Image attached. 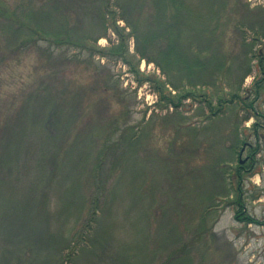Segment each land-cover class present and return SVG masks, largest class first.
<instances>
[{"label": "rangeland", "instance_id": "1", "mask_svg": "<svg viewBox=\"0 0 264 264\" xmlns=\"http://www.w3.org/2000/svg\"><path fill=\"white\" fill-rule=\"evenodd\" d=\"M235 1L247 4L251 22L264 17V0ZM60 2L67 0H0V264H64L60 252L75 231L84 237L64 251L74 250L71 264H123V253L135 264H264V119L245 120L240 104L206 119L202 102L234 93L252 99L255 61L245 78L233 67L238 59L218 87L192 88L177 108L165 107L156 86L166 77L139 59L120 12L108 13L92 36L101 9L61 14ZM235 6L220 29L223 48L237 53ZM135 15L145 24L147 7ZM37 24L50 33L31 38L27 28ZM50 35L68 43L51 44ZM254 122L262 126L258 143ZM256 147L242 201L261 225L235 219L233 196L217 176L218 163L230 172ZM94 200L96 220L85 231Z\"/></svg>", "mask_w": 264, "mask_h": 264}, {"label": "trees", "instance_id": "2", "mask_svg": "<svg viewBox=\"0 0 264 264\" xmlns=\"http://www.w3.org/2000/svg\"><path fill=\"white\" fill-rule=\"evenodd\" d=\"M106 2L107 4L103 6L102 0H67L66 3L60 2L55 11L59 10L61 14H65L67 9H71L73 12L81 15V9L85 6H87L88 12L91 8H100L101 17L97 12L94 17H97V25L100 24V26L93 23L98 32H93L92 36L101 32L99 28L102 27V19H105V22L108 21V13L114 14L115 11L120 12V20L126 22L131 34L137 41L136 52L139 55V59L155 63L166 77V82L156 86L159 100L163 104L166 103L165 107L172 106L177 108L183 99L193 94L194 90L192 88L200 86L205 88L218 87L221 81L225 80L226 75L229 74L232 62L238 59V63H235L236 65L233 67L242 76V79L245 78L250 74L251 61H255V68L259 77L247 89L252 99H249L247 96L240 97L237 93H234L227 100L217 96L216 105L211 102L210 98H204L202 102L205 103V109H208L206 119L209 116L210 118L218 116L227 104L234 106H239L240 104L241 109L250 115L246 116L245 120H248L250 117L254 119L262 117L264 119V114H261L260 108L258 109L259 105L261 107L260 100L264 98V44H262L264 42V17L261 18L258 15V20L251 22L248 17L249 10L247 4L236 1L231 2L236 5V13L240 12L241 15L235 21L234 26V32L239 38L237 45L239 50L237 53H234L226 51L223 48V41L221 40L224 33L221 31L220 26L226 15L227 8L231 5L229 0H139L137 5H132L135 0L132 2L131 0H107ZM141 2L143 3L140 4ZM138 5L147 7L149 15H147L145 24L143 20L139 19V15H135V19L130 18L135 7ZM109 6L112 8L110 11H108ZM102 7H104V12ZM49 16H45V19L47 20ZM114 20H116L115 17H113ZM38 27H40V24H37V28H27L31 38L35 37L38 39L50 33L42 28L38 29ZM113 27L115 31L119 29L115 26ZM88 30L90 31L89 28ZM50 37L52 38L50 40L52 43H50H54L59 47L68 43L60 42L53 35H50ZM96 38L93 40H96ZM259 43L260 48L254 50V46ZM122 51V46H120L117 51H113L112 53L120 54ZM240 57H242L241 60ZM166 85L175 91L176 94H172L168 89L163 91L162 89L166 88ZM258 127L262 128L257 122L252 124L257 143L260 138H263V136L261 137L258 134ZM126 138L130 141L134 140L133 136L130 139L127 135ZM242 146L247 147L244 142ZM232 151L235 153L234 147H232ZM258 151V147L251 149L250 159L242 162L239 160L235 168L230 172L221 167L222 163L217 164V176L222 182L224 180L229 188V190H226L227 186L224 182L223 189L228 193L226 196L232 194L233 200L230 201V204H235L238 209L235 211L234 217L237 221L245 224L261 225L259 220L244 213L242 201L243 181L245 177H249L255 173L253 168L254 155ZM228 176L230 178L227 180ZM216 197L219 198L220 196L216 195ZM212 200H214V196ZM95 204L96 201L94 200L92 205L94 206ZM212 207H215V204H211L210 207L205 208L203 213L204 218L207 216V212L211 211ZM95 220L96 207L94 206L88 212L87 220L83 227L85 231L91 228ZM78 234L79 232H74V238L70 242L72 243L71 246L70 243L63 246L60 252V263L64 262L65 264V262H69L71 264L76 261L75 253H73L74 250H71L68 254L65 252L69 249L78 248L79 243L83 240L84 233ZM73 260L75 261L73 262ZM132 261L134 262L132 255L123 253V264H129Z\"/></svg>", "mask_w": 264, "mask_h": 264}, {"label": "flooded vegetation", "instance_id": "3", "mask_svg": "<svg viewBox=\"0 0 264 264\" xmlns=\"http://www.w3.org/2000/svg\"><path fill=\"white\" fill-rule=\"evenodd\" d=\"M245 148H246V146L243 147V149L241 150V153L245 150ZM241 153H240V154H241Z\"/></svg>", "mask_w": 264, "mask_h": 264}]
</instances>
